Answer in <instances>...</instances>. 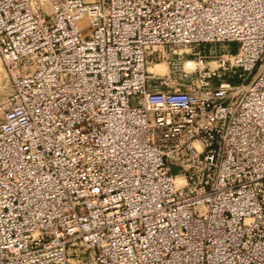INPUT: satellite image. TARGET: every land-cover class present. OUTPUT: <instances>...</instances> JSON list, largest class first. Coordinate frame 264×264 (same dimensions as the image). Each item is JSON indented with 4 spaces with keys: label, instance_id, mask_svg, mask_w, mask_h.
Wrapping results in <instances>:
<instances>
[{
    "label": "built area",
    "instance_id": "obj_1",
    "mask_svg": "<svg viewBox=\"0 0 264 264\" xmlns=\"http://www.w3.org/2000/svg\"><path fill=\"white\" fill-rule=\"evenodd\" d=\"M0 59V264H264V0H0Z\"/></svg>",
    "mask_w": 264,
    "mask_h": 264
},
{
    "label": "rangeland",
    "instance_id": "obj_2",
    "mask_svg": "<svg viewBox=\"0 0 264 264\" xmlns=\"http://www.w3.org/2000/svg\"><path fill=\"white\" fill-rule=\"evenodd\" d=\"M85 1L87 2L90 0H85ZM206 48L208 50H210L211 52H214L215 50L218 49L217 47H209V48L206 47ZM234 48H235V45H229V46L223 45V46L219 47V49H222V50H229V49L233 50ZM157 65H159V66H157L158 70H154V72H152L153 74L161 75V74L166 73L167 70H166L165 64L157 63ZM210 65L213 66V64H210ZM154 67H155L154 65H148V70H149V68H154ZM197 69L198 68H196V70H195L196 72L194 71V86L197 85V79H198ZM160 71H162V72H160ZM211 86L215 87L216 83L212 81ZM169 88L171 90L182 91V90L189 88V85H170ZM10 95H11V83H10V81L6 75L5 70H4L2 60L0 59V123L2 122L4 114L6 113L8 107H9Z\"/></svg>",
    "mask_w": 264,
    "mask_h": 264
},
{
    "label": "bare ground",
    "instance_id": "obj_3",
    "mask_svg": "<svg viewBox=\"0 0 264 264\" xmlns=\"http://www.w3.org/2000/svg\"><path fill=\"white\" fill-rule=\"evenodd\" d=\"M93 0H90V1H88V2H92ZM155 67L154 68H149V70H148V72H150V73H152V72H154V70H158V67L157 66H159V65H154ZM162 70V69H161ZM158 72V71H157ZM160 72H162V71H160ZM177 183L178 184H182V180L180 179V178H178L177 179Z\"/></svg>",
    "mask_w": 264,
    "mask_h": 264
}]
</instances>
